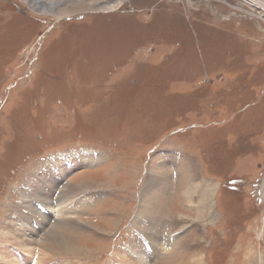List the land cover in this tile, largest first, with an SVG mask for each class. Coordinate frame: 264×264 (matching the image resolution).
Wrapping results in <instances>:
<instances>
[{"label":"rangeland","instance_id":"374dc122","mask_svg":"<svg viewBox=\"0 0 264 264\" xmlns=\"http://www.w3.org/2000/svg\"><path fill=\"white\" fill-rule=\"evenodd\" d=\"M90 1L0 0V253L264 264V0ZM22 229L47 249L16 255Z\"/></svg>","mask_w":264,"mask_h":264},{"label":"bare ground","instance_id":"6f19581e","mask_svg":"<svg viewBox=\"0 0 264 264\" xmlns=\"http://www.w3.org/2000/svg\"><path fill=\"white\" fill-rule=\"evenodd\" d=\"M37 1V3L38 2H40V3H42L43 5L47 2V0H36ZM48 1H55V0H48ZM76 1H80V0H76ZM110 1H112V0H93V1H90L89 2V4H91V5H100L101 7H106V8H109V7H112V5H110L109 3H110ZM242 1V0H241ZM30 2H32V0H29V3ZM102 3H104V5L102 4ZM246 3V2H245ZM109 4V5H108ZM216 4V3H215ZM242 4V3H241ZM114 5V4H113ZM245 7V6H244ZM77 13H75L74 15H76ZM254 15V14H253ZM257 15V14H256ZM64 16H71V14H68V15H63V17ZM260 16V15H259ZM261 24V23H260ZM89 157H90V160H96V156H95V154L94 153H92V155L91 154H89ZM75 161L77 160V159H74ZM54 162V161H53ZM53 162H51L50 164H53V168H55L56 166H60V164H57V163H53ZM62 163V162H61ZM70 164H67V166H69ZM66 166V167H67ZM44 172H47V171H44ZM60 179V178H59ZM58 179V180H59ZM44 187L45 188H48V190H49V186H46V185H44ZM28 188L29 189H31V185H28ZM36 189H37V193H32V194H30V196H25V199L23 200V202L25 203V205L26 206H28L29 207V205H30V203L34 200V198H33V196H35L37 199H40L41 200V202L43 203V204H48V205H51V209H52V211H55L56 213H57V215L59 214V213H61V212H65V210H67L66 209V207L70 204V205H73L72 203H70V202H73V201H71V200H69V199H71V198H67L68 200H66V198H65V196L66 195H63L62 197L61 196H59V198H56V197H54L53 199H49V197H48V192L47 191H44L43 189H41V190H39L38 189V187H36ZM50 190L51 191H53L51 188H50ZM198 191V190H197ZM188 192H190V191H188ZM205 192V191H204ZM203 194H206V193H202V195ZM210 191H207V195H209V197H210ZM26 195V194H25ZM205 196V195H204ZM204 198V197H203ZM52 200L54 201V200H57V201H54V202H56L57 203V205H58V207H61L62 209V211H59L58 210V208H56V209H54V207H53V203L54 202H52ZM75 200V199H74ZM80 201V200H79ZM78 201V202H79ZM64 202H66L67 203V205L65 206V207H63L62 206V203H64ZM208 202V201H207ZM77 204V203H76ZM69 205V207H67L68 208V210H70V211H72V208H71V206ZM43 211H44V213L42 212H39V211H37L38 213L37 214H39L40 216H42V218L43 217H46V215H49V212L47 211V210H45L44 209V207H41V206H39ZM16 209V217L14 218V220H12V221H14V224H18V225H20L21 227L22 226H24L25 227V223L24 222H21V220L20 219H22L23 220V217H25V214H26V208L24 209V208H15ZM29 210V209H28ZM49 210V209H48ZM36 214V217H40V216H38ZM62 215V214H61ZM31 217H32V215H31ZM33 218H35V217H33ZM32 218V219H33ZM16 220V221H15ZM33 221H34V219H33ZM35 223H37L36 221H34ZM7 222H5V224H6ZM13 224V225H14ZM12 224H10V223H7L6 224V228H7V230L9 231V232H13L14 230L12 229L13 227H16V226H13ZM42 226H44V224H42V225H36L35 227H37L38 229L39 228H41ZM27 227H29V226H27ZM32 228H34V227H29V231L31 232V233H34V230L32 229ZM18 229H20V228H18ZM17 229V230H18ZM28 230L26 231L25 230V232H24V229H22L21 231H19L18 232V234L16 235V238H13L12 240H13V242H16L17 244H18V246L17 247H13L14 249H16V251L18 252V253H16V255H18V256H20L21 255V253H19V252H21V251H23L22 249H23V245H32V246H38L39 247V245L40 246H43L44 248V250L45 249H47V246H46V239H43V240H39V242L38 241H36L35 239H31V236H30V233L28 232ZM26 232H28V234L29 235H25L26 234ZM3 233V232H2ZM48 236H47V238H48V240H49V243H51L50 245L52 246V248H53V250H51V251H49L50 253H54L55 255L57 254V256L59 255V256H63V255H60L62 252H66V253H64V254H68V253H72V252H75L76 253V247L75 246H77L78 244H81L80 242H76V243H73V241H74V239H73V236L71 237L69 234H66L65 233V231L62 229V230H50V232H48ZM65 235H68V237L67 236H65ZM148 237H149V239L153 242V247L154 246H159V244H160V242L157 240V238L155 237V238H153V236L151 235V233L150 232H148ZM1 238V237H0ZM77 239V238H76ZM73 240V241H72ZM80 240V239H79ZM76 241H78V240H76ZM88 242V241H87ZM151 243V242H150ZM166 242H162V245H161V249H162V246L165 244ZM83 244V243H82ZM85 244V243H84ZM51 246L49 247L48 246V248H51ZM78 246H80V245H78ZM82 246V245H81ZM86 247H84V249H85ZM160 248V247H159ZM37 249H39V248H37ZM42 249V248H41ZM143 249V248H142ZM39 251V250H38ZM43 251V250H42ZM57 251V252H56ZM59 251V252H58ZM78 251V250H77ZM80 251V250H79ZM78 251V253H80ZM141 251H143V253H146L145 252V250H141ZM2 253H4L3 251H1V253H0V263L1 264H16L17 262L19 263V264H23L20 260H19V258H17L16 256H13V255H7V254H2ZM83 253H85V251L83 252ZM137 253V252H136ZM70 254H68V255H70ZM138 254V255H137ZM137 254H135V256H137L136 258H135V261H131L132 262V264H145V262L143 261V258H141V255H143L142 253H137ZM27 255V254H26ZM72 256H74L75 254H71ZM79 256V255H78ZM36 259V258H35ZM144 260H146V259H144ZM32 261V260H31ZM35 261V260H34ZM35 262H37V261H35ZM190 262V261H189ZM192 262V261H191ZM32 263H33V261H32ZM38 263V262H37ZM46 263H48V262H45V264ZM183 263H184V261H183Z\"/></svg>","mask_w":264,"mask_h":264}]
</instances>
